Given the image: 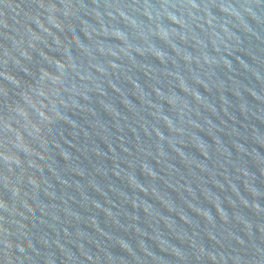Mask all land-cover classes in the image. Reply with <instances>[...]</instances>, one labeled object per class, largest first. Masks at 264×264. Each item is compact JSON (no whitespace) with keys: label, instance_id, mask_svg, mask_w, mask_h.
Here are the masks:
<instances>
[{"label":"water","instance_id":"obj_1","mask_svg":"<svg viewBox=\"0 0 264 264\" xmlns=\"http://www.w3.org/2000/svg\"><path fill=\"white\" fill-rule=\"evenodd\" d=\"M0 264H264V0H0Z\"/></svg>","mask_w":264,"mask_h":264}]
</instances>
